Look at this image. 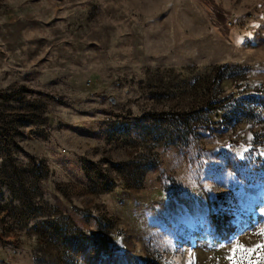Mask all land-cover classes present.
<instances>
[{"label": "rangeland", "instance_id": "374dc122", "mask_svg": "<svg viewBox=\"0 0 264 264\" xmlns=\"http://www.w3.org/2000/svg\"><path fill=\"white\" fill-rule=\"evenodd\" d=\"M0 264H264V0H0Z\"/></svg>", "mask_w": 264, "mask_h": 264}, {"label": "trees", "instance_id": "16d2710c", "mask_svg": "<svg viewBox=\"0 0 264 264\" xmlns=\"http://www.w3.org/2000/svg\"><path fill=\"white\" fill-rule=\"evenodd\" d=\"M215 229L217 232L221 231L222 230V226H224V222L226 221L224 216H221L219 218L216 219L215 217Z\"/></svg>", "mask_w": 264, "mask_h": 264}]
</instances>
